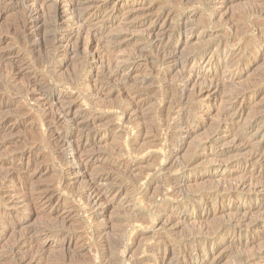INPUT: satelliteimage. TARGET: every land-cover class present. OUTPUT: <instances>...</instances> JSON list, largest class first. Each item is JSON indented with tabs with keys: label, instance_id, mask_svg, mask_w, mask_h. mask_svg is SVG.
Here are the masks:
<instances>
[{
	"label": "rangeland",
	"instance_id": "1",
	"mask_svg": "<svg viewBox=\"0 0 264 264\" xmlns=\"http://www.w3.org/2000/svg\"><path fill=\"white\" fill-rule=\"evenodd\" d=\"M42 1L58 4L55 28L52 5L0 0V264H264V197L238 185L264 153V121L250 126L264 115V0ZM72 2L77 14L92 4L79 23ZM132 98L142 105L127 116ZM217 124L226 131L213 136ZM245 127L253 149L235 147ZM42 191L51 202L27 204ZM217 226L237 241L212 235L205 263L199 229Z\"/></svg>",
	"mask_w": 264,
	"mask_h": 264
},
{
	"label": "bare ground",
	"instance_id": "2",
	"mask_svg": "<svg viewBox=\"0 0 264 264\" xmlns=\"http://www.w3.org/2000/svg\"><path fill=\"white\" fill-rule=\"evenodd\" d=\"M50 1V0H49ZM57 1V0H56ZM73 1V0H72ZM79 1V0H78ZM230 0H224V2L225 3H227V2H229ZM54 2V1H53ZM52 1L50 2V3H53ZM75 2V1H74ZM74 2H72V3H70V8L68 9L70 12H74L75 11V6H76V4L74 3ZM38 3L41 5V6H43L45 9L47 8V7H49V5H52L50 8H51V16H50V22H51V26L53 27V28H55L57 25H58V23H59V21L62 19L60 16H61V12H60V10H59V7H58V4H56V2L54 3V4H49V2H47L46 3V1L44 2V1H42V0H38ZM79 3H80V1H79ZM39 5V6H40ZM81 5H78L77 7H80ZM92 6V4L91 5H87L86 4V6L84 7V6H82V10L77 14V12H78V10H76L77 12H74V14L76 13V16L74 15V17H75V19H76V21L79 23V22H81V19H82V15H84L85 13H87V11H89V9H90V7ZM42 7V8H43ZM37 8V7H36ZM40 9V8H39ZM48 9V8H47ZM78 9V8H77ZM34 11H37V9H35ZM33 11V12H34ZM67 11V10H66ZM38 12V11H37ZM36 12V13H37ZM40 12V11H39ZM32 13V12H31ZM99 13V12H98ZM63 14V13H62ZM100 14V13H99ZM50 15V14H49ZM72 15V16H73ZM86 15V14H85ZM130 15V16H129ZM128 15V17H133V16H135V14L134 13H130ZM97 17V16H96ZM75 22V21H74ZM82 25H84V26H86L85 24H82ZM50 26V27H51ZM48 27V26H47ZM52 28V29H53ZM84 28H86V27H84ZM47 29V28H46ZM45 29V30H46ZM51 29V28H50ZM53 32H54V30H53ZM50 33H52V31H50ZM45 34H46V31H45ZM44 35V34H43ZM48 35V34H47ZM51 35H53V36H51L52 38H51V40L49 41L53 46L55 45V44H57L58 43V38H57V35L56 34H51ZM70 35V34H69ZM262 35V34H261ZM46 36V35H45ZM48 37V36H47ZM43 39H44V37H42ZM47 38H45V40H46ZM157 43V42H156ZM155 43V44H156ZM159 43V42H158ZM157 43V45H160V44H158ZM247 45V44H246ZM88 46V45H87ZM162 46V45H161ZM165 46V45H164ZM56 47V46H55ZM90 47V46H89ZM157 47V46H156ZM163 47V46H162ZM162 47H161V49H162ZM159 48H160V46H159ZM158 48V49H159ZM159 49V52H160V55H163V56H165L166 55V48H164V49ZM72 51V50H71ZM171 51V50H170ZM168 52V51H167ZM171 53V52H170ZM169 53V54H170ZM171 55V54H170ZM162 56V57H163ZM167 56V55H166ZM167 58V57H166ZM2 59V57H0V60ZM171 59V58H170ZM168 61V60H167ZM17 71H19V73H20V69L18 68L17 69ZM18 73V72H17ZM18 73V74H19ZM183 89H182V92L184 93V91L186 90V88H187V83H185L183 86ZM219 86L218 85H206V89H208L209 91H211L212 89L214 90V91H219V88H218ZM202 90V89H201ZM200 89L199 90H197L196 91V94H200V91H201ZM141 91V90H140ZM208 91V92H209ZM220 92V91H219ZM135 94V93H134ZM133 94V95H134ZM195 94V93H194ZM135 96V95H134ZM184 96V95H183ZM57 99V98H56ZM55 99V100H56ZM58 100V99H57ZM61 100V99H60ZM131 100V104H130V106H129V108H127L126 110H124V114H129L130 112H132L133 110H135V109H137L138 107H140V105H142L141 103H139L137 100H136V98L134 99V98H132V99H130ZM233 99H229L227 102H230V104H234V103H232L231 101H232ZM193 105V104H192ZM200 106V105H199ZM64 107V106H63ZM128 107V106H127ZM58 108V107H57ZM189 108V107H188ZM192 108V110H194V111H197V110H199V107H198V105L197 104H195L194 106H192L191 107ZM190 109V108H189ZM56 111L54 112L53 111V113H54V115L53 116H51V118L53 117V119L54 120H56V121H58L59 122V124H60V122L62 121L61 119L62 118H65V116H66V114H67V110H66V108L64 109V108H58V109H55ZM240 113L241 112H238L237 113V115H239L240 116ZM261 114V113H260ZM260 114H258L259 116H257L253 121H252V123L250 124V126L251 127H253V126H256L257 127V125H259L260 123H263V121H264V115L262 114V115H260ZM50 115H51V113H50ZM125 115V116H126ZM49 116V115H48ZM128 116V115H127ZM220 116V118H221V120H231L232 121V114H230L229 113V111L228 110H223V112L221 113V115H219ZM256 116V115H255ZM254 116V117H255ZM50 117V116H49ZM48 117V118H49ZM253 119V118H252ZM61 120V121H60ZM66 120H68V119H66ZM220 120V121H221ZM53 121V120H52ZM180 121V120H179ZM55 122H53V124H54ZM65 123H66V121H65ZM189 123V122H188ZM58 124V123H57ZM56 124V125H57ZM63 124V123H62ZM176 124V123H175ZM183 125H186L187 124V121L185 122V123H182ZM177 125V124H176ZM180 124H178V126H179ZM249 126V125H248ZM249 126V127H250ZM60 127V126H59ZM58 127V128H59ZM180 127H182V126H180ZM179 127V128H180ZM187 127V126H186ZM183 128V127H182ZM185 128V127H184ZM181 129V128H180ZM225 129V127H224V125H220V124H217V126H215L214 127V129L211 131V135H213V136H216L218 133H220L222 130L223 131H226V130H224ZM240 129V128H239ZM239 131V130H238ZM247 127H245L244 129H243V131H241L242 133H240L239 134V132H238V136H237V141L236 142H234V139H233V142H234V144L236 143V145H235V147H237V148H240V147H251L252 148V144H251V142L246 138H244L245 137V135H247ZM256 131H258V130H256ZM258 133V132H257ZM264 134V133H263ZM263 136V135H262ZM57 138V137H56ZM63 138V137H62ZM62 138H60L61 139V142H60V144H61V149L63 150V152L65 151V146L67 145L66 144V141H64ZM208 138H210V137H208ZM234 138V137H233ZM236 138V137H235ZM260 138H261V136H260ZM59 140V139H58ZM209 140V139H208ZM211 140V139H210ZM60 141V140H59ZM232 142V143H233ZM80 144V143H79ZM83 144V143H82ZM83 146L82 145H76L73 149H72V152L70 153L71 155H70V157H71V159H70V165L72 166V165H75V166H73L74 168H75V171H76V173H80V171L84 168V163L82 162V160H81V158H80V154L83 152L81 149H83L82 148ZM234 147V146H233ZM67 148V147H66ZM243 149L244 151L245 150H248V151H251V149L249 150V149ZM84 149H85V147H84ZM241 149V148H240ZM253 149V148H252ZM80 151H82L81 153H80ZM247 152V151H246ZM254 152V151H253ZM252 152V153H253ZM64 154V153H63ZM255 155L254 156H256V158L257 157H259L258 158V160H251L250 162H245L243 165H241V170H240V173H241V181L239 180V178H240V176H239V178H238V180H239V190H240V188L241 189H244V188H246V187H248L249 188V186H251L252 187V191H253V194H254V197H256L257 199H259V198H262V197H264V163L263 162H261L262 160L261 159H263L264 160V153L261 155V153H260V155L258 154V153H254ZM251 156V155H250ZM253 156V155H252ZM250 158V157H249ZM252 158V157H251ZM255 158V159H256ZM200 159V158H199ZM196 160L195 159H192V162L191 163H194ZM72 162H75V164H73ZM66 164H69V162L66 160ZM236 164V163H235ZM193 165V164H192ZM187 166V165H186ZM191 167V166H190ZM85 169V168H84ZM239 172V171H238ZM239 174V173H238ZM240 175V174H239ZM6 176H13L14 178L16 177L17 179H20V177H19V175L16 173L15 174V172H8L7 174H6ZM5 178V177H4ZM6 179V178H5ZM26 181V180H25ZM166 182V181H165ZM171 182V181H170ZM169 182V183H170ZM237 182V181H236ZM166 184H168V183H166ZM165 185V184H164ZM170 185V184H169ZM169 185H167V186H169ZM236 185V184H235ZM232 188H234V186L232 187ZM236 188V187H235ZM223 190V189H222ZM238 190V191H239ZM216 192H217V189L215 190ZM215 191H214V194H215ZM221 191V190H220ZM224 191V190H223ZM227 191H231V189L229 190H227ZM233 191V190H232ZM249 191H250V189H249ZM236 192V191H235ZM212 193V192H211ZM243 193V192H242ZM83 194V198L85 199V201H86V203H88L89 205H91V204H95V203H97V201L99 200V199H101L100 198V194L96 191V190H94V188L91 186V185H89L88 187H86L85 188V190H84V192L82 193ZM215 195H218V194H215ZM204 197V196H203ZM218 196H216V198H217ZM225 197V196H224ZM51 198H52V196H50L49 195V193H47V192H37L36 193V195L35 196H31V197H29V199H28V201H27V204H30V203H33V202H35V201H37L38 203H49V202H51L50 200H51ZM199 198V197H198ZM197 198V199H198ZM213 198V197H212ZM215 198V197H214ZM251 198V197H250ZM254 199V198H253ZM264 199V198H263ZM214 200V199H213ZM250 200V199H249ZM200 201V203H203L204 205H206V206H209V205H212L213 204V201L211 200V198H209V197H205V198H201V200H199ZM199 201H198V203H199ZM216 201V200H215ZM195 202V201H194ZM195 204V203H194ZM230 205V204H229ZM196 206H197V203H196ZM222 207V206H221ZM254 207V206H253ZM204 208V207H203ZM219 208H220V206H219ZM228 208V207H227ZM250 208H252V207H250ZM256 208V207H255ZM224 209V208H223ZM231 209V208H230ZM221 210V209H220ZM227 210V209H226ZM257 211H258V213H261V212H259L260 210L261 211H263L264 212V204H263V206L260 208H257L256 209ZM224 211V210H223ZM251 211V210H250ZM255 210H253V212H254ZM229 212V211H228ZM233 212V211H232ZM245 212V211H244ZM248 212V211H247ZM246 212V213H247ZM253 212H251V213H253ZM231 213V212H230ZM258 213H256V214H258ZM245 214V213H244ZM248 214L249 213H247V217H248ZM255 214V213H254ZM262 214V213H261ZM264 214V213H263ZM172 215V214H171ZM235 214H233L232 216H234ZM260 215V214H259ZM176 216V215H175ZM239 216V215H238ZM241 216V218L239 217V218H235V225L237 226V227H239V229H238V231L240 230V228L242 227V224L245 222V215H244V217L242 216V215H240ZM162 217V216H161ZM164 217V216H163ZM178 217V216H177ZM176 217V218H177ZM246 217V219H248ZM132 219V218H131ZM163 219H165V218H163ZM172 219V220H171ZM178 219V218H177ZM232 219H233V217H232ZM231 219V220H232ZM260 219V218H259ZM162 220V219H161ZM176 220V219H175ZM251 220V219H250ZM253 221H254V219H252ZM255 220H258V219H255ZM134 221V220H133ZM171 221L173 222V217L172 218H169L168 217V215H167V220L165 221L166 223H171ZM227 221V220H226ZM160 222V221H159ZM248 222V221H247ZM246 222V223H247ZM225 223H227V222H225ZM229 223V222H228ZM232 224H234V223H232ZM251 224V222H249V225ZM257 224V223H256ZM166 225V224H165ZM216 225H217V223H216ZM219 225V224H218ZM244 225H245V223H244ZM243 225V226H244ZM247 225H248V223H247ZM246 225V226H247ZM215 226V225H214ZM224 226V225H223ZM226 226V225H225ZM254 226H256V225H254ZM211 226H209V228H210ZM236 227V228H237ZM245 227V226H244ZM204 228V227H203ZM208 228V227H207ZM206 229V231H201V229H199V232H200V234H201V239H200V242L201 243H203V245L204 246H206L207 247V250L206 251H204L203 253H202V258H203V260H204V262L205 263H210V261L212 260L213 261V258L214 257H216V256H214V252L211 250V248H213L214 246V244H213V241H212V239H211V237H212V235H214L215 233H217V232H220L222 235H223V237L226 239V240H229L230 242H233L234 243V241H237V235H235V233H232V232H230L228 229H226V227H222V226H217V227H212L211 229ZM243 228V227H242ZM235 232V231H234ZM199 234V235H200ZM264 237V236H263ZM27 240L28 239H26V238H24L23 240L21 239V240H19L18 241V243L16 244V248H18V247H20L22 244H25L26 242H27ZM241 240V239H240ZM260 240H261V238H260ZM198 241V240H197ZM242 241V240H241ZM264 241V240H263ZM262 241V242H263ZM239 242V241H238ZM115 243H118V242H115ZM120 243V242H119ZM122 243V242H121ZM239 244V243H238ZM244 244V243H243ZM247 243L245 242V245H246ZM262 245H264V244H262ZM112 246V245H111ZM116 246H118L117 248H121L122 246H121V244H116ZM116 246H114V247H116ZM210 247V248H209ZM264 247V246H263ZM215 249H217V247H214ZM213 248V249H214ZM118 249V251H120ZM115 250V249H114ZM256 255V254H255ZM214 256V257H213ZM219 257V256H218ZM215 260V259H214ZM139 261H141V260H139ZM145 261V260H144ZM143 261V262H144ZM211 261V263H213ZM26 263L25 264H34V262H31L30 260L29 261H25ZM112 263H114V262H112ZM112 263H109V262H107V263H103V264H112ZM139 262L138 261H130L128 264H138Z\"/></svg>",
	"mask_w": 264,
	"mask_h": 264
}]
</instances>
